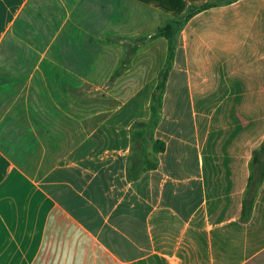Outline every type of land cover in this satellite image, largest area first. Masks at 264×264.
Listing matches in <instances>:
<instances>
[{
	"label": "crops",
	"instance_id": "obj_1",
	"mask_svg": "<svg viewBox=\"0 0 264 264\" xmlns=\"http://www.w3.org/2000/svg\"><path fill=\"white\" fill-rule=\"evenodd\" d=\"M157 5L0 0V264H264V182L241 221L264 143V0L185 23L153 131L166 149L127 181L128 128L149 114L122 111L149 104L169 41L138 46L114 77L119 41L179 8Z\"/></svg>",
	"mask_w": 264,
	"mask_h": 264
},
{
	"label": "trees",
	"instance_id": "obj_2",
	"mask_svg": "<svg viewBox=\"0 0 264 264\" xmlns=\"http://www.w3.org/2000/svg\"><path fill=\"white\" fill-rule=\"evenodd\" d=\"M146 4L173 5V0H139ZM238 0H210L199 6H189L186 11H183L182 6H178V3H174L173 7L177 6L178 9H170L162 7L161 9L174 16L164 26L159 27L154 33L145 35L133 40H120L126 47V55L122 60V63L115 73L114 77L120 75L129 65V56L138 46L146 43L148 40L154 37H165L169 41V51L167 61L159 73L158 77L152 81L147 87L146 91H151V99L148 104L149 117L146 120L135 121L132 124L131 132V154L127 158L125 177L127 181L136 180L140 174L149 169L155 167V162L150 158L151 155L162 153L166 149V144L160 139H154L153 131L157 127L162 107V96L165 91L166 80L168 71L172 65L174 51L178 45V36L184 27L185 23L194 15L218 6L221 3H232ZM171 2V3H169ZM144 90V91H145ZM140 104L132 103L129 110H123L122 112L128 113L132 116L135 114V110ZM151 144L150 151L149 145ZM154 159V158H153ZM250 176L248 185L244 193L242 201L241 221L247 222L250 219L252 208L256 200L258 189L262 182H264V143L260 147L253 151L252 158L249 164Z\"/></svg>",
	"mask_w": 264,
	"mask_h": 264
},
{
	"label": "rangeland",
	"instance_id": "obj_3",
	"mask_svg": "<svg viewBox=\"0 0 264 264\" xmlns=\"http://www.w3.org/2000/svg\"><path fill=\"white\" fill-rule=\"evenodd\" d=\"M147 110H148V103L146 101H143V103H141V105L135 110L134 116L135 117H140V116L144 117V115L146 114ZM162 113L166 116V106L163 107V112ZM129 119L131 120V118H129ZM135 121H139V120H135ZM117 124H119V123H117ZM128 130H130L132 132V125L129 126Z\"/></svg>",
	"mask_w": 264,
	"mask_h": 264
}]
</instances>
